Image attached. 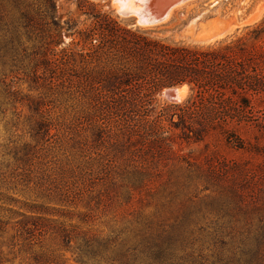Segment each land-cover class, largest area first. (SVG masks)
Here are the masks:
<instances>
[{
  "label": "rangeland",
  "instance_id": "obj_1",
  "mask_svg": "<svg viewBox=\"0 0 264 264\" xmlns=\"http://www.w3.org/2000/svg\"><path fill=\"white\" fill-rule=\"evenodd\" d=\"M86 1L120 26L192 46L264 20V0H191L142 27L116 0ZM93 28L76 0H0V264H244L256 213L237 208L232 175L248 193L263 188L264 116L242 131L250 151L217 135L195 143L178 116L151 145L114 124L100 129L79 88ZM184 86L176 102L167 88L156 95L150 121L190 98L189 86L172 88Z\"/></svg>",
  "mask_w": 264,
  "mask_h": 264
},
{
  "label": "trees",
  "instance_id": "obj_2",
  "mask_svg": "<svg viewBox=\"0 0 264 264\" xmlns=\"http://www.w3.org/2000/svg\"><path fill=\"white\" fill-rule=\"evenodd\" d=\"M76 1L79 10L96 22V28L85 34L91 68L79 88L101 114L100 129L114 124L126 136L135 133L151 145L162 138L157 126L162 121L177 124L174 117L178 116V123L195 143L217 135L233 149L250 151L242 131L264 116V20L241 35L192 46L152 37L157 27L120 26L91 11L88 1ZM183 85L191 89L190 98L168 105L150 121L156 95L164 88ZM236 172L231 186L236 206L256 213L255 220L250 217L248 221V235L241 240L246 249L252 235L256 245L242 252L243 263L263 264L264 180L258 193H248L243 188L246 179ZM224 210L220 208L219 213Z\"/></svg>",
  "mask_w": 264,
  "mask_h": 264
},
{
  "label": "water",
  "instance_id": "obj_3",
  "mask_svg": "<svg viewBox=\"0 0 264 264\" xmlns=\"http://www.w3.org/2000/svg\"><path fill=\"white\" fill-rule=\"evenodd\" d=\"M179 1L184 0H142L141 2L136 3L132 2V7H129V14L142 15L143 18L149 22V24L156 26V23L165 16L170 7ZM132 12V13H130ZM162 24V23H161ZM159 25V24H157ZM151 27V26H150ZM175 88H167L166 90H172ZM165 90V91H166ZM165 91L162 94H165Z\"/></svg>",
  "mask_w": 264,
  "mask_h": 264
},
{
  "label": "bare ground",
  "instance_id": "obj_4",
  "mask_svg": "<svg viewBox=\"0 0 264 264\" xmlns=\"http://www.w3.org/2000/svg\"><path fill=\"white\" fill-rule=\"evenodd\" d=\"M136 1H138V3L139 2H141L142 0H116V2L119 4V7H118V5L116 4L115 6H116V8H117V10L121 13V14H123V15H129V7H132V2H134V3H136ZM188 1H191V0H184V1H179V2H176V3H174L171 7H170V10H168L167 11V13H165V16H163L162 17V19H160L157 23H156V25L157 24H161V23H164V22H166V20H168L169 19V17H170V15H171V13H172V11L174 10V9H176L177 7H181V5H183V4H185L186 2H188ZM137 4V3H136ZM130 13H132V12H130ZM132 14H134V13H132ZM137 15V14H136ZM137 17H138V20H137V24L138 25H140V26H142V27H150V26H153V25H151V24H149V22H147L144 18H143V16L142 15H137ZM186 89H187V87H182V88H178V89H172V90H166L165 91V95H167L168 97H171V96H173L172 98H171V100L172 101H179L181 98H183V96H184V94H185V92H186Z\"/></svg>",
  "mask_w": 264,
  "mask_h": 264
}]
</instances>
